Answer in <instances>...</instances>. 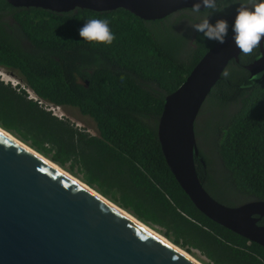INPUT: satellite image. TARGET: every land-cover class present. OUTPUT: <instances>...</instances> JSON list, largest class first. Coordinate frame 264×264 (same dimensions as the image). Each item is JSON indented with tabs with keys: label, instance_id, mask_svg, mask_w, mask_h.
I'll use <instances>...</instances> for the list:
<instances>
[{
	"label": "trees",
	"instance_id": "trees-1",
	"mask_svg": "<svg viewBox=\"0 0 264 264\" xmlns=\"http://www.w3.org/2000/svg\"><path fill=\"white\" fill-rule=\"evenodd\" d=\"M218 2L220 9L237 5L236 0ZM26 9L14 16L35 44L34 54L15 45L0 14V69L18 81L13 86L0 79V127L204 264H264L263 246L195 207L157 136L166 95L217 43L197 31L194 37L187 22H198V15L184 9L148 21L124 9ZM93 17L109 22L115 34L111 44L80 41L79 28ZM207 18L227 21V35L233 32L234 20ZM259 56L260 48L230 62L195 123L203 160L195 158L198 174L207 191L226 205L264 200V72L252 75L245 67ZM209 106L218 119L206 143L203 119ZM69 109L92 124L80 127L65 117Z\"/></svg>",
	"mask_w": 264,
	"mask_h": 264
},
{
	"label": "water",
	"instance_id": "water-1",
	"mask_svg": "<svg viewBox=\"0 0 264 264\" xmlns=\"http://www.w3.org/2000/svg\"><path fill=\"white\" fill-rule=\"evenodd\" d=\"M6 1L14 7L57 13L77 8L97 12L124 9L148 21L191 9L200 2ZM233 37L231 32L223 43L211 47L186 80L166 95L157 136L171 172L195 207L212 221L264 247V225L259 224L264 200L234 206L219 202L204 187L195 162L196 157L202 160L195 134L200 111L230 62H238L242 54ZM260 45V56L246 66L252 75L264 72V37ZM2 131L0 264H195Z\"/></svg>",
	"mask_w": 264,
	"mask_h": 264
},
{
	"label": "clouds",
	"instance_id": "clouds-1",
	"mask_svg": "<svg viewBox=\"0 0 264 264\" xmlns=\"http://www.w3.org/2000/svg\"><path fill=\"white\" fill-rule=\"evenodd\" d=\"M237 5L232 24L233 39L239 52L249 54L261 47L260 42L264 37V0H238ZM202 6L209 10L220 9L218 0H200L199 3L193 5L191 13L199 17L198 22L194 24L195 30L209 40L223 43L228 32L227 21L221 19L210 23L207 17L211 13L201 16ZM78 35L81 42H98L106 45L111 44L115 38L114 32L110 30L109 22L95 17L87 19L82 24ZM10 82L13 84L11 80Z\"/></svg>",
	"mask_w": 264,
	"mask_h": 264
},
{
	"label": "flooded vegetation",
	"instance_id": "flooded-vegetation-1",
	"mask_svg": "<svg viewBox=\"0 0 264 264\" xmlns=\"http://www.w3.org/2000/svg\"><path fill=\"white\" fill-rule=\"evenodd\" d=\"M218 1H220V0H218ZM236 2L238 3V0H236ZM220 5H221V3H219V6ZM229 5L230 6H228V7L226 6L225 8H221L219 10H214L211 13V15L215 16V17H222V18H225V19H227L229 21L234 19L235 15H236V8L238 7V5H233L232 6V3H230ZM0 8H1L0 9V14L5 16L3 21H5L6 24H4L2 26L3 30H5V33H9L10 34V36L12 38L11 40H13L15 42L16 46L21 43V45L23 47L28 48L29 51L34 54L33 50L35 49V44L28 40V37L26 36V34H25L24 30H23V27L19 24V22L17 21V19L14 16V14L16 12L27 11L28 9L19 8V7L9 8V7L3 6L1 1H0ZM205 10L203 9L201 11H205ZM188 12H191V11H188ZM176 15H178V14H176ZM188 15H193V14L188 13ZM211 15H209L208 17H210ZM193 17L195 19L197 16L193 15ZM187 24H188V27L190 28V31L193 33V35L195 37L196 30L194 28V24L192 22H190V23L187 22ZM249 64H251V63H249ZM78 82L82 83V80L78 79ZM84 84L88 85V81L87 80L84 81ZM212 171L213 170H212V167H211V173H212Z\"/></svg>",
	"mask_w": 264,
	"mask_h": 264
},
{
	"label": "bare ground",
	"instance_id": "bare-ground-1",
	"mask_svg": "<svg viewBox=\"0 0 264 264\" xmlns=\"http://www.w3.org/2000/svg\"><path fill=\"white\" fill-rule=\"evenodd\" d=\"M0 131H2V130L0 129ZM3 133L5 135L9 136L10 138L14 139V141H16L18 144H20L21 146L25 147L32 154H34L35 156L39 157L40 159H42L43 161L47 162L48 164H50L52 167H54L59 172H61L62 174H64L65 176H67L68 178L73 180L75 183H77L81 187L85 188L86 190L90 191L93 195L97 196L99 199H101L102 201L107 203L110 207H112L116 211L120 212L122 215H124V216L128 217L129 219H131L136 224H138L139 226H141L142 228H144L145 230H147L148 232L153 234L155 237H157L160 240H162L165 243H167L169 246H171L173 249L178 251L180 254H182L183 256H185L186 258H188L189 260H191L195 264H204L201 261H199L196 257H194L193 255L188 253L187 251H185V250L181 249L180 247H178L177 245H174L173 243H171L167 238H165L162 234H160L156 230H154V229L150 228L149 226L145 225L144 223L139 221L137 218L133 217L132 215L128 214L126 211L122 210L121 207H118L117 205H115L111 201L107 200V198H104L103 196H101V194H99L96 190H94L93 188L89 187L87 184L82 182L79 178H77V177L73 176L72 174L68 173L63 168H61L59 165L54 163L53 161L49 160L48 158H46V157L42 156L41 154H39L38 152H36L34 149H32L27 144H25L24 142H22L21 140H19L15 136H13L11 133H9V132H3Z\"/></svg>",
	"mask_w": 264,
	"mask_h": 264
},
{
	"label": "rangeland",
	"instance_id": "rangeland-1",
	"mask_svg": "<svg viewBox=\"0 0 264 264\" xmlns=\"http://www.w3.org/2000/svg\"><path fill=\"white\" fill-rule=\"evenodd\" d=\"M204 15H206V14H203L202 16H204ZM232 20H234V19H232ZM192 23L195 24V21H193ZM2 73H4V74H0V79H3L6 83H10V84H11V82H10V80H11L12 83H13L12 84L13 86H15V85L18 84V81H17V79L15 77L8 78V77H10L8 73H6L4 71H2ZM67 111H68V113H65L66 111L63 112L65 114V117L67 116L73 122L79 123L78 125L80 127L86 125V124H83L82 122H85V123H87L89 125L92 124L91 120L88 117L80 116V114L77 111L71 110V109H69ZM54 113H56V112H54ZM73 115L82 117V119L84 121H81V120L76 119ZM217 119H218L217 112L214 109H212L211 106H209L208 107V110H207V112L205 114V117L203 119V123H204V125H203V139H204V141L206 143H210L212 141V138L213 137H212V133L210 131H212L213 123H215ZM219 176H220L221 179H224V172L223 171H220ZM227 196L230 199H232V200L238 199V196H229V195H227ZM196 255H198L200 257V259L202 261H204L205 263L208 261L205 257L200 256V254L198 252L196 253Z\"/></svg>",
	"mask_w": 264,
	"mask_h": 264
},
{
	"label": "built area",
	"instance_id": "built-area-1",
	"mask_svg": "<svg viewBox=\"0 0 264 264\" xmlns=\"http://www.w3.org/2000/svg\"><path fill=\"white\" fill-rule=\"evenodd\" d=\"M0 74H4V73H2V71H1V69H0ZM8 78H11V77H8ZM54 112H56L57 113V111H58V109H56V108H51Z\"/></svg>",
	"mask_w": 264,
	"mask_h": 264
}]
</instances>
